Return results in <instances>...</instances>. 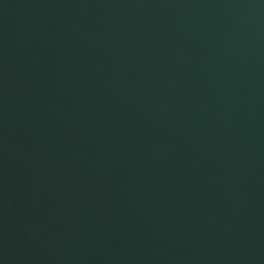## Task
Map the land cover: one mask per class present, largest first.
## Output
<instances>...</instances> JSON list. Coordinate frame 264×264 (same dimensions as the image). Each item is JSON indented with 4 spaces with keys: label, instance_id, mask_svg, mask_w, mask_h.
Segmentation results:
<instances>
[{
    "label": "water",
    "instance_id": "obj_1",
    "mask_svg": "<svg viewBox=\"0 0 264 264\" xmlns=\"http://www.w3.org/2000/svg\"><path fill=\"white\" fill-rule=\"evenodd\" d=\"M0 264H264V0H0Z\"/></svg>",
    "mask_w": 264,
    "mask_h": 264
}]
</instances>
